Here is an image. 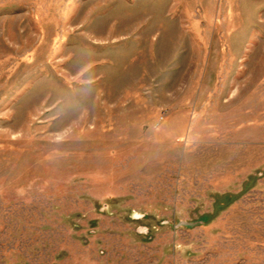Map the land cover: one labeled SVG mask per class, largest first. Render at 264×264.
I'll list each match as a JSON object with an SVG mask.
<instances>
[{"label": "rangeland", "instance_id": "rangeland-1", "mask_svg": "<svg viewBox=\"0 0 264 264\" xmlns=\"http://www.w3.org/2000/svg\"><path fill=\"white\" fill-rule=\"evenodd\" d=\"M0 264H264V0H0Z\"/></svg>", "mask_w": 264, "mask_h": 264}]
</instances>
